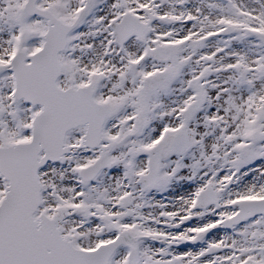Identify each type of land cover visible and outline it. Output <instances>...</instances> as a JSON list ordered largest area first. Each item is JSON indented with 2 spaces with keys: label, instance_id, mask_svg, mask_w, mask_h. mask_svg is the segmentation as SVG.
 Masks as SVG:
<instances>
[{
  "label": "snow or ice",
  "instance_id": "6c2138e0",
  "mask_svg": "<svg viewBox=\"0 0 264 264\" xmlns=\"http://www.w3.org/2000/svg\"><path fill=\"white\" fill-rule=\"evenodd\" d=\"M0 264H264V0H0Z\"/></svg>",
  "mask_w": 264,
  "mask_h": 264
}]
</instances>
